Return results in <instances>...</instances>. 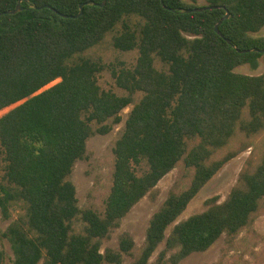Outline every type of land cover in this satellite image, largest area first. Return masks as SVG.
<instances>
[{"label":"trees","instance_id":"1","mask_svg":"<svg viewBox=\"0 0 264 264\" xmlns=\"http://www.w3.org/2000/svg\"><path fill=\"white\" fill-rule=\"evenodd\" d=\"M103 1L0 0V14L23 9L0 16V112L10 109L0 117V214L9 221L18 212L0 240L12 264H149L162 244L151 264H180L222 236L234 240L264 205L262 147L224 202L207 200L205 212L177 222L222 167L251 148L245 141L264 135V73H234L264 62V53H241L264 50V37L251 36L264 28V0ZM203 7L216 9L187 12ZM226 13L222 38L214 28ZM129 108L111 148L103 210L81 209L74 167L90 162L89 139L110 134ZM236 128L244 141L217 157ZM179 164L189 186L168 192L137 253L128 233L116 250H102Z\"/></svg>","mask_w":264,"mask_h":264},{"label":"rangeland","instance_id":"2","mask_svg":"<svg viewBox=\"0 0 264 264\" xmlns=\"http://www.w3.org/2000/svg\"><path fill=\"white\" fill-rule=\"evenodd\" d=\"M188 2V0H184ZM198 5L204 6L205 2H199ZM254 38L264 37V28L258 33L251 34ZM101 53L111 59L114 54L107 48H101ZM234 73L247 76H259L264 73V62L259 61L256 70H252L248 65L238 67ZM100 85L104 89H109L111 83L107 76L100 79ZM57 83V82H55ZM53 83L50 86H53ZM10 109L0 112V117ZM130 108L122 113L123 122L117 126L110 134L106 136H96L87 142V151L91 154V160L88 164L79 162L75 165L71 175V182L76 188V198L78 206L81 209L93 207L96 210H103V203L109 194L111 187V174L113 170V155L111 148L117 136L118 131L123 127ZM244 138L235 130V137L231 140L229 146L223 149L217 157H221L229 151L237 150ZM250 145L247 151L240 153L237 157L226 163L222 169L205 185V187L190 202L186 211L180 216L177 222L205 212L208 207L206 201L217 198L219 203L225 201L231 189L237 182L239 173L246 160L252 154L256 158L260 156L262 147H264V135L245 141ZM184 169L179 164L172 172L165 176L156 187V197L152 199L149 195L143 198L129 214L122 220L120 228L114 231L109 241L103 243L102 250L105 248L117 249L118 237L123 233H128L134 240L136 253L145 239V232L148 222L153 214L159 209L168 192L174 188L177 191L185 190L190 183V177L185 178ZM17 211H12L9 221H3L0 214V232H3L7 226L16 219ZM173 225L168 228V236ZM162 244L154 253L149 261L151 264L159 252L163 249ZM0 248L5 254V264H12L13 254L9 244L5 240H0ZM131 259L126 258L123 264H130ZM39 264H42L39 263ZM180 264H264V205L254 218L253 223L243 230L234 240L229 241L222 236L210 249L204 253L192 254Z\"/></svg>","mask_w":264,"mask_h":264},{"label":"water","instance_id":"3","mask_svg":"<svg viewBox=\"0 0 264 264\" xmlns=\"http://www.w3.org/2000/svg\"><path fill=\"white\" fill-rule=\"evenodd\" d=\"M105 2H106V0H104L103 1V3L100 5L101 7H103L104 5H105ZM83 6L84 5H81L80 6V12H79V14H78V16H76L75 18H77V17H80L81 15H82V9H83ZM213 9H216V7H203V8H196V9H193V10H188L187 12H192V13H198V12H202V11H207V10H213ZM23 9L22 8H20L19 7V5H17V7H16V9L15 10H13V11H10V12H6V13H2V14H0V16L1 15H14V14H16V13H18V12H21ZM64 18H69V17H67V16H63ZM229 18V13H226V15H225V17L215 26V28H214V31H215V33L218 35V36H220V37H222V35L220 34V32H219V29H218V27H219V25L224 21V20H226V19H228ZM223 38V37H222ZM228 44H230V42L228 41V40H225ZM250 52H255V53H264V50H248V51H243V52H241V53H250Z\"/></svg>","mask_w":264,"mask_h":264}]
</instances>
